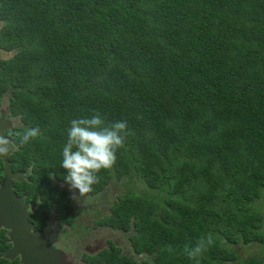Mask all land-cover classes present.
<instances>
[{
  "label": "trees",
  "instance_id": "obj_1",
  "mask_svg": "<svg viewBox=\"0 0 264 264\" xmlns=\"http://www.w3.org/2000/svg\"><path fill=\"white\" fill-rule=\"evenodd\" d=\"M0 50V99L22 124L11 160L34 198L65 182L70 121H127L91 186L118 192L108 216L87 204L83 219L129 247L99 264H196L184 248L209 234L199 264H264V0H0Z\"/></svg>",
  "mask_w": 264,
  "mask_h": 264
},
{
  "label": "flooded vegetation",
  "instance_id": "obj_2",
  "mask_svg": "<svg viewBox=\"0 0 264 264\" xmlns=\"http://www.w3.org/2000/svg\"><path fill=\"white\" fill-rule=\"evenodd\" d=\"M5 99L7 98L4 96L0 99V119L4 124L9 121L12 125V130H5L2 134L6 135L14 146V144L16 145V137L11 138V134L14 133L15 129L21 127L22 124L19 117L13 115V112L10 111L9 105ZM9 160L11 161L10 168L13 172L11 175H18L17 177L21 180V182H13L14 193L18 199L23 200L22 205L28 207L27 217L29 224L32 225V229H29L31 232L42 233L44 238L52 246L63 251L65 254L72 256L75 264H99L98 259L95 257L97 253L106 250L112 245L117 247L121 246L118 231L110 229L104 222L103 225L98 224V226L95 227L96 223L94 221L87 222L83 219V212L86 209V204L83 196L78 197V191L70 190L69 185L64 182L61 186L60 192L50 193L44 200L39 196L34 198L32 195L35 194V192L27 189L26 185H24L31 182L23 180L18 174L20 172L14 170V162L11 160V156L9 157ZM2 169L3 164L0 161V179L2 177ZM18 185L22 186L20 187ZM86 195L94 197L91 192L84 196ZM74 197L78 198L74 199ZM4 204L13 205L14 203L12 200H7ZM38 207L41 209V214L33 216ZM101 207L102 209H97L96 207L95 209L100 214L102 213L101 216L103 217V215L107 214V210L106 208H103L104 205ZM70 212L74 213L77 217V219L76 217L74 219V225L68 223L70 218L67 219V217ZM80 217L82 218L79 221ZM78 221L79 223L76 225V222ZM82 223L85 225V228H82ZM75 228H78V231H75ZM89 228H95V231L91 232ZM0 231H3L4 233V243L6 246L5 250L0 251V264H3L1 260H3L5 264H21L20 255H16L14 258L4 257V254L12 248V242L9 241V229L1 226ZM95 232L98 234L96 238H94L93 234ZM70 245H73L72 250L69 247ZM121 249L123 251L124 248L122 247ZM83 257H85V259H83ZM91 258H93V261L90 260Z\"/></svg>",
  "mask_w": 264,
  "mask_h": 264
},
{
  "label": "clouds",
  "instance_id": "obj_3",
  "mask_svg": "<svg viewBox=\"0 0 264 264\" xmlns=\"http://www.w3.org/2000/svg\"><path fill=\"white\" fill-rule=\"evenodd\" d=\"M0 52L7 54L6 58L10 55L6 51L0 50ZM40 134V129L34 127L26 128L22 134L18 133L17 135L20 137V145L24 146L31 143ZM128 135H130V132L128 131L127 121H117L105 126L98 112L93 114L91 118L73 119L70 121L67 141L62 149V161L60 164V167L66 170L67 174L64 177V181L69 185L70 190H77L79 193L78 197L89 193L92 190L91 186L98 182L97 174L102 169L111 168L115 163L116 152L123 146ZM11 143L6 135L0 134V156L6 155L11 147L13 149L11 155L15 152V145L13 146ZM16 172H20L18 174H21L26 182L30 180V172L28 170ZM78 197H74V199ZM103 205V208L107 210V214L103 215V217H106L109 212L106 204ZM107 226L109 227V225ZM119 241L121 243L120 248L129 247L128 240H125L124 236H120ZM212 242L210 234L206 237L202 236L195 246L186 245L184 253L190 260H195L196 264H199L198 257L202 255Z\"/></svg>",
  "mask_w": 264,
  "mask_h": 264
},
{
  "label": "water",
  "instance_id": "obj_4",
  "mask_svg": "<svg viewBox=\"0 0 264 264\" xmlns=\"http://www.w3.org/2000/svg\"><path fill=\"white\" fill-rule=\"evenodd\" d=\"M6 56L7 54L0 52V62L5 60ZM12 152L11 147L6 155L0 156L3 163L0 182L9 179L12 174L8 162ZM19 175L23 179L21 174ZM2 198L4 199L0 200V227L9 229V241L12 242V248L4 254L5 258L20 255L21 264H75L72 256L52 246L42 233L29 230L32 225L28 222V207L22 205V199H18L14 193L2 195L0 199ZM7 200H12L14 204L5 205Z\"/></svg>",
  "mask_w": 264,
  "mask_h": 264
},
{
  "label": "rangeland",
  "instance_id": "obj_5",
  "mask_svg": "<svg viewBox=\"0 0 264 264\" xmlns=\"http://www.w3.org/2000/svg\"><path fill=\"white\" fill-rule=\"evenodd\" d=\"M116 193H118V192H114L113 190H109L105 194V196L100 194V195H97L95 198H93V197H90V196L86 195V196H83V198H84V201H85L86 205L89 204L91 207L95 206L97 209H102L100 203H102V201H104V203H102V204H107V203L109 204L112 201L111 198H114ZM106 197H108V198H106ZM81 226H82V228H85V225L83 223L81 224ZM89 230L91 232H94L95 228H89ZM75 231H78V228H75ZM93 234H94V238H96L98 236V234L96 232L93 233ZM69 247H70L71 250L73 249V245H70ZM256 249L257 248L255 246H252L248 250L251 252L252 255H255ZM263 255H264V253H263Z\"/></svg>",
  "mask_w": 264,
  "mask_h": 264
},
{
  "label": "bare ground",
  "instance_id": "obj_6",
  "mask_svg": "<svg viewBox=\"0 0 264 264\" xmlns=\"http://www.w3.org/2000/svg\"><path fill=\"white\" fill-rule=\"evenodd\" d=\"M12 125L10 122H6L5 124L0 119V133H2L5 130H11ZM18 175H10L9 179H6L3 182H0V198L2 195L6 196L9 193H14V186L13 182H21V180L17 177ZM4 198L0 199L3 200Z\"/></svg>",
  "mask_w": 264,
  "mask_h": 264
}]
</instances>
